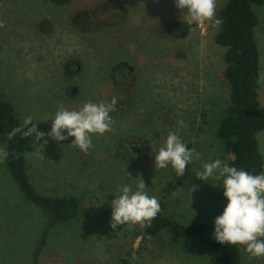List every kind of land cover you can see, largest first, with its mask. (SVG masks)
<instances>
[{
    "label": "rangeland",
    "instance_id": "rangeland-1",
    "mask_svg": "<svg viewBox=\"0 0 264 264\" xmlns=\"http://www.w3.org/2000/svg\"><path fill=\"white\" fill-rule=\"evenodd\" d=\"M226 2L216 0V18ZM253 9L259 19L258 92L264 114V5ZM79 11L91 14L89 31L72 26V16ZM178 21L185 22L186 29L175 35L169 27L179 29ZM219 30L214 21L192 22L175 0H72L65 6L0 0L2 97L13 104L22 122L28 115L39 120L31 122L39 131H50L59 108L117 101L122 88L118 64L125 62L135 70L133 101L111 114L112 130L93 135L87 154L71 145L74 137L59 142L47 135L35 141V133L26 137L31 183L46 196L78 197L75 220L48 229L47 215L26 199L5 161L0 162V264H214L216 252L193 238L173 242L163 231L143 239L136 236L145 228L139 224L113 229L111 201L122 184L134 188L142 179L149 195L163 204L165 215L213 227L226 202L223 188L212 184L218 183L215 179L200 180L195 172L205 162L230 158L217 134L230 104L224 74L227 49L215 39ZM68 62H79L80 73L68 76ZM73 86L78 88L76 96ZM170 132L200 153L182 176L171 167L155 168V153ZM128 140L146 143L140 158L128 160L119 153ZM258 142L264 157V130ZM47 229L46 245L35 261ZM242 261L264 264V258L244 251Z\"/></svg>",
    "mask_w": 264,
    "mask_h": 264
},
{
    "label": "trees",
    "instance_id": "trees-1",
    "mask_svg": "<svg viewBox=\"0 0 264 264\" xmlns=\"http://www.w3.org/2000/svg\"><path fill=\"white\" fill-rule=\"evenodd\" d=\"M54 6H65L72 0H41ZM264 5V0H227L219 10L221 20L216 42L224 46L225 78L230 87V104L219 123L217 134L224 151L230 156V165L260 173L264 171V157L259 148L258 134L264 130V114L260 111L259 78L261 53L256 38L259 23L253 5ZM91 16L88 11L73 14L71 23L77 30L88 31ZM0 44V53H1ZM66 74L72 76L70 62ZM23 122L15 113L13 104L2 97L0 90V138L10 155L5 160L11 175L27 200L38 206L48 217V229L56 224L68 223L79 215L80 200L75 196H46L40 194L30 181L27 172L26 137L21 132L11 135ZM26 130V129H25ZM226 203V202H225ZM161 211L142 232L136 236L155 237L167 231L173 242L193 238L216 252L214 264H244L242 250L227 243L220 244L213 238V227L205 223L184 224ZM35 252V261L46 245L47 231Z\"/></svg>",
    "mask_w": 264,
    "mask_h": 264
},
{
    "label": "clouds",
    "instance_id": "clouds-1",
    "mask_svg": "<svg viewBox=\"0 0 264 264\" xmlns=\"http://www.w3.org/2000/svg\"><path fill=\"white\" fill-rule=\"evenodd\" d=\"M179 9L186 10L191 21H214L216 18V0H175ZM116 101L109 103L86 102L75 110L59 108L51 117L50 131L46 134L39 131L31 115L24 118L22 127L11 135L21 132L23 137L35 133V141L46 135L55 141H64L74 137L71 145L87 154L93 147V135H104L112 130L111 113L115 110ZM48 120V119H47ZM31 123V127H27ZM183 126V122H181ZM46 142V141H45ZM10 152L0 148V162L8 159ZM200 153L189 148L176 132H170L163 145L155 153L156 170L171 167L175 175L182 176L186 168L199 159ZM128 175V174H127ZM202 181L215 179L223 188L226 203L221 214L213 221V238L220 244L239 247L253 258H264V171L253 173L244 168L230 165L219 158L205 162L202 169L195 172ZM147 187L140 179L133 188L130 184H122L111 201V227L118 225L150 226L161 211L158 198L149 195Z\"/></svg>",
    "mask_w": 264,
    "mask_h": 264
},
{
    "label": "flooded vegetation",
    "instance_id": "flooded-vegetation-1",
    "mask_svg": "<svg viewBox=\"0 0 264 264\" xmlns=\"http://www.w3.org/2000/svg\"><path fill=\"white\" fill-rule=\"evenodd\" d=\"M90 16H91V14H90ZM107 19H110V18H107ZM91 21H92V17H91ZM91 21H90V23H91ZM107 22H109V21L106 20L105 23H107ZM176 25L179 27V29H176L175 26L169 27V30L172 34L179 35L181 32L184 31V29H186L185 22L178 21L176 23ZM88 31H89V29H88ZM71 67H72L73 73L75 72L76 75L80 73L81 66H80L79 62H77V63L71 62ZM117 67L118 68L116 70V74L120 77V80L122 81V85H119L122 88L120 90L121 95L118 98V100L116 101L115 110L111 113L113 115L116 114L117 110H118V112L121 111V108L126 110L129 106V104L134 99V95L132 92V88L134 86L133 85L134 75H135L134 68H132L129 64H126L125 62L119 63ZM114 69L115 68H112L113 72L115 73ZM113 77H114V75H113ZM126 84H128V86ZM73 87L71 88V93H72ZM146 149H147L146 143H143L139 140H128L123 145V148L119 150V153L122 155V157H126L128 160H133V159L140 158L142 156V154L146 151Z\"/></svg>",
    "mask_w": 264,
    "mask_h": 264
},
{
    "label": "water",
    "instance_id": "water-1",
    "mask_svg": "<svg viewBox=\"0 0 264 264\" xmlns=\"http://www.w3.org/2000/svg\"><path fill=\"white\" fill-rule=\"evenodd\" d=\"M77 93H78V88L74 86L72 89V95L76 96Z\"/></svg>",
    "mask_w": 264,
    "mask_h": 264
}]
</instances>
